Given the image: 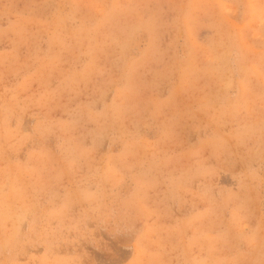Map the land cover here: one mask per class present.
I'll use <instances>...</instances> for the list:
<instances>
[{"label": "rangeland", "instance_id": "374dc122", "mask_svg": "<svg viewBox=\"0 0 264 264\" xmlns=\"http://www.w3.org/2000/svg\"><path fill=\"white\" fill-rule=\"evenodd\" d=\"M0 264H264V0H0Z\"/></svg>", "mask_w": 264, "mask_h": 264}]
</instances>
